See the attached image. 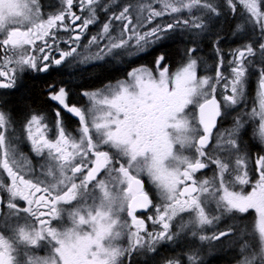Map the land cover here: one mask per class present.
Returning a JSON list of instances; mask_svg holds the SVG:
<instances>
[{"label": "snow or ice", "instance_id": "snow-or-ice-1", "mask_svg": "<svg viewBox=\"0 0 264 264\" xmlns=\"http://www.w3.org/2000/svg\"><path fill=\"white\" fill-rule=\"evenodd\" d=\"M60 4L51 11L44 0H0V193L7 194L0 196V264H132L162 245L175 251L166 264H209L204 246L211 255L224 238L243 254L235 264H264V154L245 142L252 123L264 146V0ZM100 12L106 21L82 44ZM61 31L75 34L60 40ZM177 34L212 41L214 75L200 74L194 44L174 68L160 52L154 67L137 65L95 88L63 79L77 74L66 66L131 61ZM53 66L62 79L46 83L43 94L54 123L47 113L10 107L24 74H50ZM253 70L258 107L249 112ZM233 112L241 113L233 127L214 134ZM238 220L251 221L252 230H238Z\"/></svg>", "mask_w": 264, "mask_h": 264}, {"label": "flooded vegetation", "instance_id": "flooded-vegetation-1", "mask_svg": "<svg viewBox=\"0 0 264 264\" xmlns=\"http://www.w3.org/2000/svg\"><path fill=\"white\" fill-rule=\"evenodd\" d=\"M44 3L46 5H51V9H50L51 11L58 10V8L61 5L60 0H44ZM74 10H76L77 13L79 14L78 9H74ZM238 10H239V5H238ZM85 15H86V13H85ZM98 15H99V20H98L97 24L89 26V29L85 34V37L82 38V41H81L82 44L87 43V38L91 35L96 34L100 30V28L102 27V23L104 21H106V19H107L106 14H104L103 12H100V13H98ZM166 19L167 18H165V20ZM77 23H80V22H77ZM65 24H68L70 28L73 27L71 25V22L68 20H65ZM229 28H230L229 24H224L223 25V34L227 38L226 44L231 46V47H234L235 45H231V32L229 31ZM73 34H75V33L71 32V31H69V32L61 31L57 35L59 36L60 40H64V39H68ZM175 43L184 44V45H186V48L191 47L194 44L196 45L197 43L198 44L200 43L199 52L201 53V56L203 57V60L201 61V66L204 69H207V68L214 69L215 68L217 58H216L215 51L211 47L212 41L210 39H207L204 37L198 38V39H193V38H190L188 35L181 36V35L177 34L175 36V39L166 41L162 48L154 49L151 54L144 56V57L132 59L131 61H129L128 57H123L122 63H117L116 61H112L111 63H109L107 65H103L101 67H92L90 65L89 66L76 65L75 68H73L71 66H66L63 68L64 72L76 71L77 74L71 80H68L67 77H63V79H64L65 83H68L70 86L95 88V87H98L100 85L101 81H105V80H109V79L115 80L117 78H122V77L126 76L127 71L130 70L132 67H136L137 65L146 64L149 67H154L155 58L158 56V54L160 52H164L167 54V57H168L169 61L171 62V65L174 68L180 62V60L183 56V52H184V50L178 52L179 56L176 55L174 58L169 57L168 56V53L170 52V50L168 48L169 44H175ZM229 46H225V48H226L224 50L225 53H228ZM59 47L61 49L67 50L69 46L66 44L60 43ZM52 54L54 56L59 55L58 51H53ZM205 62L208 66L207 68H205ZM98 69H101L102 71H104V76H103V78H101L100 81L95 82L94 81L95 78L92 77V74L95 71H99ZM59 72H60V69H58L56 66H53L50 69V74L49 73H33L30 71L28 73L24 74L22 77V81L20 82L21 86L19 87V90L16 91L14 95L9 97V99L15 101V103L13 105H11L10 107H13L16 110H18V108L20 107V110L35 111L37 113H47L48 118H49V122L54 123L55 116L53 113V105H52V102H50L48 100L46 95L43 94V96H42L43 103L32 105L29 102L30 96H26V95L21 96L20 90H22V88L24 87V84L26 85V83L28 81L45 80L44 86L42 88V91L44 93L46 83H49L51 81H56L57 83L60 82V80L62 79V76L58 75ZM255 89H256V76L254 74L253 78L250 79V84H249V87L247 89L248 92L250 93V95H249L250 100H251L252 96H255ZM4 91H7V90H4ZM74 96H76V98L79 99L78 95L75 92H74ZM24 102H26V103H24ZM64 115H65V118L69 120V123L73 122L72 118H70L68 116V114L65 113ZM215 130L216 129H214L213 131H215ZM253 131H254V125L249 123L248 124V134L245 137L246 143L249 144L250 149L254 154L257 152H259L260 154H264V146L260 145L256 140L253 139ZM50 135H51V133H50ZM28 150L29 149L25 146V151H28ZM254 159H255V155H253V161H254ZM249 191H250V189H249ZM0 196H3V195L0 193ZM138 215L146 216L147 213H138ZM54 223H56V222H54ZM234 223H235L238 230H239V228L244 227L245 225L248 226L250 231L253 228V224L251 221H243L242 222V221L238 220V221H235ZM227 224L224 223V224H221V226L225 227ZM225 240H226V238H224V241ZM241 242L243 243L244 241L241 240ZM122 243L126 244V240L122 241ZM219 243H221V241L213 242L214 245H218ZM184 249H185V251H187V247H185ZM217 253H219V252L217 251ZM39 254L45 255L46 252H44L43 250H39ZM204 255L209 260V264H234L236 262V259H237L236 256L234 258L233 254H232L233 256L231 258H220V259H216V257L218 256L217 254L212 253L211 255H209L207 253ZM174 256H175V254H174V251L172 250L171 246L162 245L160 253L155 255L154 257H153V254H150V253L146 254V255L136 254L133 257L132 264H134L133 263L134 261H140V262H143L145 264H166V260L172 259V258H174ZM125 264H127V261L125 262Z\"/></svg>", "mask_w": 264, "mask_h": 264}, {"label": "trees", "instance_id": "trees-1", "mask_svg": "<svg viewBox=\"0 0 264 264\" xmlns=\"http://www.w3.org/2000/svg\"><path fill=\"white\" fill-rule=\"evenodd\" d=\"M198 46V52H197V55L198 56H201V53L199 52V47H200V43L196 44ZM169 50L170 52L168 53V56L169 57H172L174 58L176 55L179 56L178 52L180 51H183L186 49V45L184 44H179V43H175V44H169ZM226 48H224L225 50ZM99 71H95L93 74H92V77L95 78V82H98L101 80V78H103L104 76V71H102L101 69H98ZM207 71L208 73L214 75V69H204L201 64H200V68H199V72L200 74H204V72ZM255 74V72L253 71V75ZM253 78V76L251 77ZM44 82L45 80H37V81H28L26 83V85L24 84V87L22 88V90H20V95L23 96V95H26V96H30L29 98V102L30 104L34 105V104H41L43 103V91H42V88L44 86ZM248 92V90H247ZM248 95H250V93L248 92ZM250 97V96H249ZM250 101V99H249ZM26 103V102H24ZM23 105V104H22ZM16 106V105H15ZM18 110H20V107L18 108ZM237 115V112H233L231 117L227 120V119H221L218 123V126H217V129H224V128H227L230 126L231 124V120L233 118H235ZM246 142V140H245ZM250 147V146H249ZM207 172V175L210 173H212L211 171H208V170H205ZM224 228V227H222ZM183 247H187V245H183ZM174 254H175V251H174ZM154 262V261H153Z\"/></svg>", "mask_w": 264, "mask_h": 264}, {"label": "rangeland", "instance_id": "rangeland-1", "mask_svg": "<svg viewBox=\"0 0 264 264\" xmlns=\"http://www.w3.org/2000/svg\"><path fill=\"white\" fill-rule=\"evenodd\" d=\"M61 6V5H60ZM156 7H158V5L156 6ZM228 53H225V55H227ZM253 59H255V58H253ZM254 71V70H253ZM222 90V89H221ZM253 107H258V105L256 104V102H255V96H252V98H251V100L248 102V111L249 112H251V110H252V108ZM238 115H241V113H237V115H236V117L238 116ZM231 117V115L230 116H228L226 119L228 120L229 118ZM236 117L235 118H233L232 120H231V124H230V126L229 127H227V128H224V129H216L215 131H214V134L217 132V131H219V132H224L226 129H230V128H232L233 127V125H234V123H235V119H236ZM244 119L245 120H247L248 119V117H244ZM252 124V123H251ZM253 125V124H252ZM257 125H258V122H257ZM214 167V166H213ZM208 176L210 177V176H212V173L210 174H208ZM0 179H6V177H3V176H0ZM146 179V178H145ZM239 185H237V189L239 190ZM249 189H250V186H245L244 187V191H249ZM4 197H5V199H6V196H7V194L6 193H1ZM4 211H7V209L5 208L4 209ZM224 223H230V221L229 220H227V219H225L224 221H223V223L222 224H224ZM221 227H223V226H221L220 225V228ZM213 229H211V228H209L207 231H208V233H210L211 231H212ZM227 239L228 238H226V240L225 241H227ZM195 243H199V241H198V239L195 241ZM238 243H242L241 241H239ZM218 247H215V249H214V251H213V254H217L218 256L216 257V259H220V258H231L233 255H234V258H235V256H236V258L237 259H242L243 258V254H241V253H239V251H238V248H230L229 247V245L227 244V242H224L222 245H221V243H219L218 245H217ZM252 246V242L250 241L249 242V247H251ZM217 251L219 252V253H217ZM208 253V248H207V245H205L204 246V254H207ZM209 254V253H208ZM233 254V255H232ZM145 262V261H144ZM134 264H145V263H143V262H140V261H134L133 262ZM235 264V263H234Z\"/></svg>", "mask_w": 264, "mask_h": 264}]
</instances>
